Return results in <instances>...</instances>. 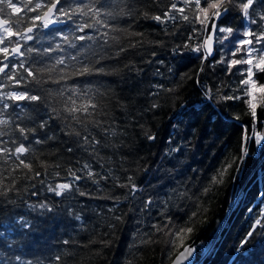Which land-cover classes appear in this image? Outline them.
<instances>
[{
  "label": "trees",
  "instance_id": "trees-1",
  "mask_svg": "<svg viewBox=\"0 0 264 264\" xmlns=\"http://www.w3.org/2000/svg\"><path fill=\"white\" fill-rule=\"evenodd\" d=\"M35 2L33 0L29 7ZM102 2L119 5L108 9L116 17L114 20L105 17L112 27L101 30L108 31L110 37L118 36V42L109 38L105 43L95 29L77 31L79 24L91 22L90 17L78 18L77 15L73 18L75 23L66 21L52 26L51 31L34 29L33 40L20 41L24 56L15 54L5 60L0 53V65H9L6 74H0V92L43 93L48 104L61 113L60 118L49 121L47 128L28 134V140L23 141L16 124L36 127L37 114L27 101L13 102L7 98L0 101L10 105L7 109L0 108L3 118L9 120L8 125L0 126V131L5 133L0 140L9 148L23 142L29 152L22 159L33 166L31 172L24 168L13 171L14 163H18L15 156L7 160L0 155V264L26 261L54 264L52 258L65 252L71 253V258L65 256L62 264H169L176 253L198 236L191 264H264V197L260 195L264 193V141L257 143V136L253 135L255 132L263 136L260 130L264 100L261 98L257 104L253 119L245 103L244 86L240 84L246 76L243 70L249 65H233L229 71L227 63L231 59L248 58L245 52H237L233 57L232 52L238 46L235 42L225 41L227 47L215 42L214 55L208 56L202 64L203 50L196 53L183 48L186 42L195 46L205 40L207 34L199 23L184 21L179 13L176 20L165 23L143 15L145 12L149 16L161 14L170 6L169 0H125L131 5L130 15L120 12L123 8L120 0ZM16 6L24 9L23 3ZM177 7H184L180 0ZM22 14L4 6L2 16L11 22ZM184 14L192 19L188 8ZM33 15L27 13V17ZM221 23L233 27L238 38L247 39L242 36L244 26L238 11L230 13ZM20 27L12 24L11 31ZM250 27L259 31L256 25ZM2 31L0 29V34ZM56 32L67 35L76 47L65 43ZM79 35H90L93 39L78 40ZM13 40L17 39L11 37L0 47L10 49ZM56 42L61 44L63 52L44 51L50 46L54 48ZM130 44L137 46L129 47ZM178 45L180 50L173 51ZM120 47L127 50L116 55ZM28 48L39 51L29 53ZM61 56L64 65H56L50 73H36L45 81L40 85L18 66V62H23L25 68L33 71L50 68ZM72 56L81 62L91 61L108 74L69 75L68 79L60 80L62 74L81 66ZM222 56L225 63H216ZM98 59L99 64H95ZM13 64L17 67L13 68ZM62 68L64 73L60 71ZM253 71L257 84H263L264 73L255 68ZM12 74L21 80L20 84L8 79ZM55 80L59 83L52 82ZM155 85H163V88L157 89ZM69 95L77 105L88 103L89 98L99 105L93 117L103 122L109 134L93 130L89 125L91 135L100 140L95 151L79 137L66 134L70 132L68 125L83 132L81 125L64 111ZM223 96L242 99L224 100ZM154 103L159 107L152 108ZM21 108H24L23 113ZM18 115L22 116L21 120L17 119ZM40 116L47 119L43 107ZM29 117L35 123L30 122ZM112 129L116 131L115 136L110 134ZM146 132L155 139H147ZM245 132L249 137L244 145L247 155L241 161V137ZM49 135L54 138L47 139ZM37 138L45 142L37 144ZM68 148L73 151L69 152ZM84 163L91 166L94 178L80 171ZM69 168L84 176L76 184L91 195H76L69 201L46 191L48 184L71 181ZM37 171L40 176H35ZM56 172L60 175L56 176ZM213 176L222 182L213 183ZM129 177L137 185L135 194L130 187L119 186L127 184ZM205 188L208 189L206 194ZM33 192L36 195H32ZM45 200L58 206V215L40 216L39 210L28 208L29 204ZM68 204L76 211L83 209V225L61 211ZM192 212L196 215L190 219ZM20 216L33 221L31 230L20 227ZM115 216H121L122 220H115ZM169 216L178 227L192 231H185L179 237L174 234L175 228L169 232V228L164 227L169 223ZM257 219L261 224L253 229ZM110 224L114 227H109ZM154 225L163 231H157ZM250 230L257 235L241 247V241ZM64 239L76 243L63 245ZM101 240L110 243L105 245ZM16 256L21 260L17 261Z\"/></svg>",
  "mask_w": 264,
  "mask_h": 264
},
{
  "label": "snow or ice",
  "instance_id": "snow-or-ice-1",
  "mask_svg": "<svg viewBox=\"0 0 264 264\" xmlns=\"http://www.w3.org/2000/svg\"><path fill=\"white\" fill-rule=\"evenodd\" d=\"M180 2L184 5V7H177V0H169L170 6L166 11H163L159 15H151L149 16L148 13H143V15L149 19L158 21L160 23H165L169 20H176L177 15L176 13L180 14V18H182L184 21H189L190 23L195 22L199 23L202 26V30L207 34L205 40L203 43L196 44L193 46L190 43H185L183 45V48L185 50H189L196 53H201L203 50V55L201 57V61L203 64V60H206L208 56L212 55V41H215L216 43H219L220 45L227 47V45L224 44L225 41H228L229 43L235 42L238 46L235 48V51L232 52V56L234 57L237 52H245L246 56L248 58L245 59H231L227 61L229 64V71H231V66L233 65H240V64H246L249 65L246 69L243 70V72H246V76L244 79L240 81V84L244 86L243 88V95L244 97H247L245 100V103L247 104L248 109L250 110V115L253 117V119L256 118V108L257 103L255 102L257 97L256 93L259 92L261 94L262 100H264V84L257 85V81L254 79L255 72L253 71V68H255L258 72L264 73V0H180ZM17 3H23L24 9L17 7ZM33 3V0H16V3L13 2V0H0V15L4 13V6H6L8 9L13 10V12L18 15L17 18L12 20L11 22L9 20L0 19V29H2V34H0V45H4L7 40H9L11 37H19L18 40L15 41V46L11 48V51H9L8 47H0V53L3 54L4 59L8 60L9 56L18 54L19 56H24L25 52L22 51L23 45L20 44V40L23 41H31L34 39V36L32 35L34 29L37 28H43V29H49L52 30L53 25L63 24L66 21H75L73 20L74 17L82 18V17H90L91 22H85L82 24H79L77 27V31L84 32L85 29H95L97 34L100 36L102 40H104L105 43H108L109 38L112 41H119L118 36H111L108 31H101L102 29H108L111 28L112 25L109 24L108 20L105 17H111L113 20L116 18L112 11H109L108 9L112 7H119V5H112L107 2H102V0H87V2H84V0H36L33 7H29ZM120 3L123 4V8H120V12L125 15L131 14V5L128 3H125V0H120ZM185 8L189 9V12L191 13L192 19L190 20L189 15H185ZM46 9V10H45ZM239 13L241 24L244 26V31L242 33L244 38H238L236 34V30L233 29L231 26L223 25L221 22L227 18V16L232 12ZM32 12L34 13L33 16L27 17V13ZM42 12V15L39 14ZM11 15V14H9ZM26 18V19H25ZM39 22V24L37 23ZM12 24L21 26L20 30L17 31H11ZM250 25H256L259 31H253ZM210 29V30H209ZM195 31V29H193ZM74 34V33H73ZM56 36L62 37L63 41L65 43L70 44L71 47L75 48V44H71V42L68 39L67 35H64L61 32H56ZM132 35L142 36V33H132ZM78 40H91L93 39L90 35H79L76 37ZM254 45H259V47H255ZM136 44H130L129 47H136ZM181 46H177L173 49V51H179ZM61 51L63 52L64 49L61 47V44L56 42L55 47H48L44 49L45 52H55V51ZM127 49L124 47H120L118 51L116 52V55H119L122 52H125ZM27 51L29 53L33 51H39L38 49L34 48H28ZM258 54V59L256 63H253L254 58ZM153 56H155V52L152 53ZM71 59L73 61H76L81 66L78 68H74L70 73L62 74L60 76V80L68 79L69 75L71 76H91L94 74H108L105 72V69L103 67H96L94 64H92L91 61H79L76 56H72ZM102 59V57H101ZM99 59L95 61V64H99ZM151 61H149L150 63ZM65 60L64 57L61 56L56 59L55 65H53L50 68H37L35 71H33L30 67L25 68L23 62H18V66L20 68H23L24 71L27 73V76L31 78L32 81L35 82V84L40 85L42 83H45V81H42L40 78L37 77L36 73H44V72H52L56 65H64ZM160 63H163V61H160ZM216 63H225L224 57L222 56L220 60L216 61ZM9 65L7 63L0 65V74H6L5 70L8 69ZM13 68L17 67V64L12 65ZM125 67H128L127 65ZM61 73H64V69H60ZM200 71H203V67L200 68ZM8 79L14 81L16 84H20L21 80L17 79L14 74L8 75ZM51 80V76L48 78ZM53 83H59V80L52 81ZM157 89L163 88V85H155ZM75 91V90H74ZM167 91H173V89H167ZM157 93H152V95H156ZM60 95H63L61 92ZM5 98L13 101V102H29V105L31 106V110L37 114V117L39 119V123L36 127H22L19 123L16 124L15 128L19 133V136L22 138L23 141H27L29 136L28 134H35L38 129H45L49 126V121L53 120L54 118H60L61 113L55 109L52 108L47 101V97L41 93L40 95H33L30 94V90L20 91V92H9V93H3L0 92V101H3ZM224 100H233V99H242L240 96H223L221 97ZM8 103H0V108L7 109L9 108ZM19 106V104H17ZM43 107L45 111V115L47 116V119H45L43 116H40V108ZM99 105L98 103L92 102V99L89 98L88 103H81L77 105L76 100L73 99L71 95H69L67 101L64 104V111L67 112L70 115V118L72 121H74L76 124L81 125L83 128V132L77 131L75 127H71V125H68L70 128V132L66 133L67 135H74L76 137H79L83 144L89 145L93 151H95L96 146L100 145V140L96 139L95 136L91 135L89 132V125L92 126L93 130L99 129L105 134H109V129L106 127H103V122L94 119L93 114L98 109ZM159 107L158 104L154 103L152 104V108ZM24 112V108H21V113ZM82 114V115H80ZM69 117H63V119L67 120ZM239 119V117H236ZM18 120L22 119L21 115L17 116ZM29 121L32 123H35V120L31 117H29ZM9 124V120L3 118V113L0 112V126H6ZM63 131V129H62ZM111 135L115 136L116 131L115 129L111 130ZM5 133L3 131H0V136H4ZM147 139L152 140L155 139L154 135H150L147 132L145 133ZM253 135L257 136V143H260L264 141V136H261L255 132H253ZM54 137L49 135L47 136V139L51 140ZM249 139L247 132L242 135V148H241V156L239 159L243 161L244 157L247 155V149L244 146ZM45 141L37 138L35 140V143L41 144ZM13 144H16L15 141L12 142ZM0 145H4L0 147V155H3L5 159L10 160L12 159V156H15V161H18V163H14V168L12 169L15 171L16 169L24 168L27 169L29 172L33 170V166L31 163H26L24 159H22V156L29 152V148L25 146L23 142H20L18 145H16L14 148H9L6 145V142L3 140H0ZM88 149L86 148L85 151ZM68 151H73L72 148H68ZM57 167H59L57 165ZM230 167V165H229ZM239 170V169H237ZM81 172H84L88 178H94L95 173L92 171L91 166L88 163H84L82 168L80 169ZM45 174H47L46 166H45ZM41 173L39 171L35 172V176H40ZM56 176H59L60 173L56 172ZM68 175L72 177V180L69 182H63V183H55L48 184L46 187V191L53 193L56 197H64L67 200L73 199L76 195H79L81 197L89 196L91 193L81 191L79 189V186L76 184V181H80L84 179V176L77 175L76 171L69 168ZM222 176L223 173H220ZM107 177H102V179H106ZM95 182V181H94ZM213 183L222 182V180H218L217 176L212 177ZM41 184L44 183V181H40ZM120 187H130L131 193L135 194V192L138 190L136 183L133 181L131 177L128 178L127 184H121ZM35 187V186H33ZM10 189H6V191H9ZM204 193L206 194L208 192V189L205 188ZM32 195H36V192H33ZM181 195H184L183 193ZM262 197H264V193L260 194ZM119 199V198H116ZM148 203H151V200L148 201ZM28 208H30L32 211L39 210V215L44 216L47 213H52L53 216L58 215V206L45 200L40 201L36 204H29ZM66 215L71 218L74 221L81 222V225H83V209L80 211H76L75 207L72 204H68L64 209H62ZM111 211V209H109ZM252 209H249V212H251ZM196 212H192L190 219L192 216H195ZM115 220L120 221L122 220L121 216H115ZM168 224H165L164 227L169 228V232L172 231V228H175V235L177 237L182 236V234L187 231L191 232V228H180L172 221V217H167ZM20 221V227L22 229H28L31 230L34 226L33 221L27 220L24 216L19 217ZM261 220L257 219L255 222V225H253V229L256 225H260ZM171 225V227H169ZM109 227H114V225H109ZM156 227L157 231H163L162 228ZM257 233H255L253 230H250L247 232L245 238L241 241V247L246 245L250 242L251 238H253ZM92 241H90L91 243ZM76 242L72 239H64L62 241L63 245H70L75 244ZM100 243L107 245L110 243L109 241L101 240ZM239 251V249H237ZM193 249L189 246L186 247L183 251L177 255L175 260L173 261V264H180V262L187 258V255H191ZM68 256V258H71V253H61L55 255L52 260L54 264H62L64 261V257ZM15 259L17 261L21 260L20 256H16ZM23 264H33L32 261H26L23 262ZM37 264H40V262H37Z\"/></svg>",
  "mask_w": 264,
  "mask_h": 264
},
{
  "label": "water",
  "instance_id": "water-1",
  "mask_svg": "<svg viewBox=\"0 0 264 264\" xmlns=\"http://www.w3.org/2000/svg\"><path fill=\"white\" fill-rule=\"evenodd\" d=\"M46 10V9H45ZM41 15H42V13H41ZM0 19H4V20H7V19H5L2 15H0ZM53 26H55V25H53ZM14 38H19V37H14ZM20 44L22 45V43L20 42ZM15 46V43L13 44V45H11V47H10V51H11V48L12 47H14ZM215 41H212V48H213V51H212V55H210V57L211 56H213L214 55V53H215ZM15 55V54H14ZM11 56H13V55H11ZM261 134L264 136V109H263V111H262V126H261ZM199 239V236L198 237H196L192 242H190L188 245H186L181 251H183L186 247H191L192 249H193V251H192V253H191V255H187L186 254V256H187V258L186 259H184V260H182L181 262H180V264H191V262H192V260H193V256H194V245H195V243L197 242V240ZM180 251V252H181ZM180 252H178V253H176L175 255H174V257L172 258V260L170 261V263L169 264H173V261L175 260V258L177 257V255H179V253ZM151 264H156V263H151Z\"/></svg>",
  "mask_w": 264,
  "mask_h": 264
},
{
  "label": "rangeland",
  "instance_id": "rangeland-1",
  "mask_svg": "<svg viewBox=\"0 0 264 264\" xmlns=\"http://www.w3.org/2000/svg\"><path fill=\"white\" fill-rule=\"evenodd\" d=\"M257 59H258V54H257V56L254 58V60H253V63L255 64L256 63V61H257ZM264 84V83H263ZM257 85H259V84H257ZM256 97H257V99H256V103L258 104L259 102H260V100H261V94L259 93V92H257L256 93ZM261 131V130H260Z\"/></svg>",
  "mask_w": 264,
  "mask_h": 264
},
{
  "label": "flooded vegetation",
  "instance_id": "flooded-vegetation-1",
  "mask_svg": "<svg viewBox=\"0 0 264 264\" xmlns=\"http://www.w3.org/2000/svg\"><path fill=\"white\" fill-rule=\"evenodd\" d=\"M18 39H19V38H17V40H18ZM15 41H16V40H13V42H12V44H11V45H13V44L15 43ZM20 41H21V40H20ZM10 47H11V46H10Z\"/></svg>",
  "mask_w": 264,
  "mask_h": 264
}]
</instances>
